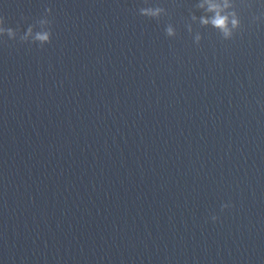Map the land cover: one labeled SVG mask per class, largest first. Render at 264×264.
I'll list each match as a JSON object with an SVG mask.
<instances>
[{
    "label": "clouds",
    "instance_id": "9594fccd",
    "mask_svg": "<svg viewBox=\"0 0 264 264\" xmlns=\"http://www.w3.org/2000/svg\"><path fill=\"white\" fill-rule=\"evenodd\" d=\"M148 3V0H145ZM241 6L251 10V3L238 4L237 0H198L195 8L202 14L197 16L192 13L190 16L191 23L186 25L190 34L193 33V23H198L201 27H211L218 32L222 40L228 41L234 39V37L242 33L245 30L240 8ZM139 14L144 17L159 20L162 16L169 15L166 8L161 6H146L141 7ZM52 9L46 8L45 14L41 18L37 19L34 23L29 24L27 29L21 33L19 27L12 28L5 26V17L0 16V37H7L10 40H19L22 43H36L41 48L45 44H50L52 39V25L53 21L48 17L51 16ZM27 19V17H22ZM251 23L257 24L264 22V10H261L258 14H251ZM39 29V30H37ZM165 34L169 38L177 36L175 27L169 23L165 28ZM202 40V35L197 31L194 35V42L199 45ZM6 43V41H5ZM232 207L229 203L221 205V211ZM211 220L216 222L219 220L218 215H212Z\"/></svg>",
    "mask_w": 264,
    "mask_h": 264
}]
</instances>
